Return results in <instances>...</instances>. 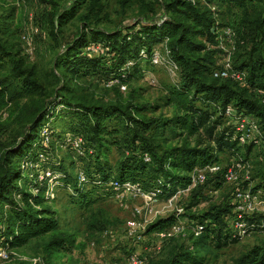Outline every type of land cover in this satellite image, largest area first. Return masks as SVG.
Wrapping results in <instances>:
<instances>
[{"label": "trees", "instance_id": "16d2710c", "mask_svg": "<svg viewBox=\"0 0 264 264\" xmlns=\"http://www.w3.org/2000/svg\"><path fill=\"white\" fill-rule=\"evenodd\" d=\"M134 1L142 11L154 12L153 5L146 0ZM161 1L165 15L161 21H137L124 29L108 30L94 24L102 0H75V8L47 13L45 27L59 47L53 71L62 81L52 91L24 66L20 52L3 40L1 26H8L12 17H0V68L8 63L9 77L17 80V86L31 103L25 112L21 140L0 152V248H20L46 235H51L47 249L69 250L74 245L71 235L59 230L56 211L46 205V181L33 178V168H27L37 163L41 151L47 152L42 143V128L59 111L76 122L73 133L85 140V154L79 159L87 160L84 169L88 181L79 184L76 178L70 180L63 166H59L58 178L64 180L63 185L74 183L81 204L92 202L84 195L85 186L91 191L111 180L138 182L145 189L162 180L161 200L188 188L196 169L217 162L218 152L239 145L235 127L225 124L228 106L256 117L264 137V0ZM121 2L126 6L128 0ZM82 6L85 12L78 15V33L62 45L58 29ZM213 6L235 8L242 14V38H246L248 48L234 58L233 67L245 73L243 84L213 75L214 54L221 51L211 49L217 44L218 25ZM93 43L101 48L100 52L89 49ZM158 46L178 67V81L166 90L165 105L174 110L169 118L146 119L140 116L142 108L129 102L88 101L76 96L68 86L92 74L118 83L139 79L143 76L142 63L151 64L149 56ZM142 51L148 58L142 57ZM5 83L0 82V99L6 103L15 94H8L9 86ZM57 108L62 109L56 112ZM241 146L251 151L254 144ZM113 148L119 152L114 170L108 167V154ZM257 187L255 192L264 190V182ZM229 214V208L213 206L193 215L202 228L198 235H192V249H174L160 264H203L197 251L199 246L219 249L238 242L240 237L229 227ZM176 220L174 215L158 218L147 226V232L163 230ZM247 220L251 230L264 231V215H250ZM233 264H264V244L241 254Z\"/></svg>", "mask_w": 264, "mask_h": 264}, {"label": "rangeland", "instance_id": "374dc122", "mask_svg": "<svg viewBox=\"0 0 264 264\" xmlns=\"http://www.w3.org/2000/svg\"><path fill=\"white\" fill-rule=\"evenodd\" d=\"M75 0H0V17L11 14V23L1 26V36L15 51L20 52L24 66L32 70L36 79L42 82L49 91L61 84L55 76L53 64L59 52V47L50 36L45 27L46 14L54 9L75 8ZM122 0H102L99 18L94 21L97 27L114 30L133 26L137 21H161L165 15L161 0H146L151 3L154 12L142 11L134 1L128 0L126 6ZM216 23L217 44L211 49H220L214 54V70L225 69L235 64L234 58L247 48L246 38L243 39L244 30L241 26V12L235 8L225 6L211 7ZM82 6L75 16L66 21L58 29V38L62 45L71 42L80 27L78 15L84 13ZM3 22V20H0ZM37 28V33L31 34V52L26 50L21 41L22 32H30ZM95 46L94 43L89 45ZM96 47V46H95ZM98 52L101 48H97ZM96 50V51H97ZM166 61L167 53L161 46L155 50ZM162 61L160 64L142 63L143 76L136 80L118 83L116 80L104 79V75L92 74L68 86L76 96L84 97L88 101L101 103H132L141 109L140 116L146 119H165L174 114V110L165 105L166 90L173 87L178 81L177 73L171 72L170 66ZM5 81L9 92L14 98L4 102L0 99V152L9 149L13 144L19 143L22 138L23 127L26 124V111L31 106L29 99L17 86V80L9 77V65L0 68V82ZM223 81V80H220ZM250 91H253L252 89ZM259 96V95H257ZM62 108H57L56 112ZM59 113V114H58ZM50 117L44 124L50 132V146L48 162L39 168H33V178L38 179L43 167H49L60 175L59 166L68 172L69 179L76 177L79 168L87 169V160L81 158L74 149L64 146L67 135L73 133L76 122L60 114ZM227 125H232L226 118ZM233 126V125H232ZM217 163L224 168H231L233 176L226 178L224 173L209 176L204 182H197L189 189L176 194L174 198L159 200L154 205L152 213H146L142 221L146 226L158 218L176 216L178 223L184 228L183 232L164 241L158 240L154 232H146L143 242L137 243L127 234V220L137 208H142V198H118L114 191L105 185L91 188L84 187V195L89 196L91 203H80V195L74 191V183L63 185V179L57 180L53 185L46 180V192L49 200L46 205L56 211L59 220V230L71 235L74 245L71 249H47L51 235L31 241L29 244L11 250H6L8 256L0 258V264H33L40 260L44 264H127L131 254L143 256L142 264H160L169 258L174 249L191 250L194 246L192 235L198 225L193 215L201 214L213 206L229 208V227L238 233L234 226L237 214L234 196L238 190L255 192L257 186L264 182V140L255 144L251 151L241 144L218 152ZM119 152L116 149L108 154L109 168L115 169ZM74 162V163H73ZM61 165H58V164ZM31 168L27 166V168ZM217 175V176H216ZM60 178V177H59ZM219 182V183H218ZM217 184H220L218 186ZM254 190V191H253ZM259 197L258 211L251 214L264 215V190L257 191ZM75 194V195H73ZM107 232V233H106ZM238 242L230 243L222 248L212 246H199L197 251L203 259V264H233L241 254L247 252L255 245L264 244V231L252 230L241 234ZM0 246H2L0 244Z\"/></svg>", "mask_w": 264, "mask_h": 264}, {"label": "built area", "instance_id": "2783aa9c", "mask_svg": "<svg viewBox=\"0 0 264 264\" xmlns=\"http://www.w3.org/2000/svg\"><path fill=\"white\" fill-rule=\"evenodd\" d=\"M38 29L33 28L30 30V32H22L21 34V41L24 43L26 50L31 52V34L37 33ZM97 48H100L99 46H93L89 49L91 51L97 52ZM97 50V51H96ZM156 50V49H155ZM153 50L151 56H149V60L152 64H160L162 61H165L164 58L161 57V55ZM141 55L143 58H148V55L145 53V51L141 52ZM171 69V72L177 73L178 67L176 64L171 62L169 59L165 61ZM214 77H218L221 79L225 78H231L232 80L239 82L243 84L245 73L236 70L233 66L229 65L226 66L225 69L222 70H214L213 71ZM225 116L228 118V121L232 123V125L235 127L236 132L238 134L239 138V144H260L263 142V132L261 130L259 121L256 117L248 114H244L243 112H238L235 110L232 106H228L225 110ZM42 143L43 146L48 148L50 146V132L48 129H45L42 133ZM64 146L70 147L71 149H74L79 156H84L85 154V140L83 136L79 134L71 133L67 135L66 139L63 142ZM48 151H41L38 154V161L37 163L30 164L31 168H39L41 167V164L46 162L48 160ZM145 159L149 160L148 156L145 155ZM27 165V166H30ZM223 171L224 176L227 178H231L233 176V170L231 168H224L217 163H212L210 165H207L203 168L196 169L192 173V184L185 189H189L191 186L195 185L197 182H204L209 176L217 174L219 172ZM60 175L55 174L53 170H51L49 167H43L40 174H38V181L43 182L48 180L49 184L53 185V183H56ZM76 180L79 184H85L88 181V174L84 168H79L76 171ZM107 186V188H110L114 191L116 196L118 198H131L132 200L142 198L144 201L142 208H137L132 213V216L127 220V234L135 239L137 243L143 242L144 235L147 232V226L142 221L143 216L146 215V213H152L153 207L155 204H157L160 200V195L162 194V180H158L157 184L154 187H151L149 189H145L142 184L138 182H131V181H125V182H118L115 180L109 181L107 184H104V186ZM185 189H179L176 194H179L180 192L184 191ZM34 192H37L36 190ZM176 194L171 196V198L176 197ZM258 193L247 191V190H238L234 196V203L236 204L237 214L234 218V226L235 229L237 228L238 233L235 232V235L241 237V234H246L248 232H251L252 230L249 227L247 217L250 216L253 212H255L258 209L259 205V197ZM258 211V210H257ZM201 226L197 225L194 229V235H198L201 230ZM184 228L178 223H173L169 227L153 231L155 237L158 240L164 241L167 240L181 232H183ZM107 233V232H106ZM8 256V252L0 248V258H6ZM143 256L137 255V254H131L127 258V264H142L143 263ZM33 264H44L40 260H35Z\"/></svg>", "mask_w": 264, "mask_h": 264}]
</instances>
